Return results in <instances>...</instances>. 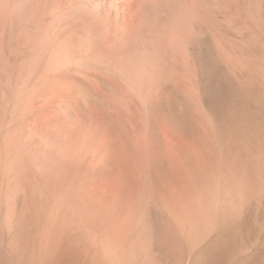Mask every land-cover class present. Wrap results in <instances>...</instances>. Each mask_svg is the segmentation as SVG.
<instances>
[{
	"label": "bare ground",
	"instance_id": "1",
	"mask_svg": "<svg viewBox=\"0 0 264 264\" xmlns=\"http://www.w3.org/2000/svg\"><path fill=\"white\" fill-rule=\"evenodd\" d=\"M3 130L67 222L97 214L115 245L160 204L210 233L194 264H264L240 224L256 205L264 242V0H0Z\"/></svg>",
	"mask_w": 264,
	"mask_h": 264
},
{
	"label": "rangeland",
	"instance_id": "2",
	"mask_svg": "<svg viewBox=\"0 0 264 264\" xmlns=\"http://www.w3.org/2000/svg\"><path fill=\"white\" fill-rule=\"evenodd\" d=\"M5 132L6 130L0 132V264H194V261L197 262L199 260L201 249L206 246L211 238L210 233H206L207 237L205 240L199 243L195 242L192 235L187 230H184L177 221L175 222L176 219L171 210L166 206L160 207V204H151L146 208V210L148 209L146 211V216L148 218H145V221L143 215V220L141 221V218L139 220V224L142 226L138 225L137 221L134 226L137 224L138 227L130 228L124 235L122 234L123 236L115 235L117 237L122 236L123 238L126 233L127 235L129 233L128 236L131 235L129 239L126 235V239L123 240L121 237L118 241H115V245H117V242L120 243L118 246L110 244L111 237H109V235L113 234V231L111 230V232H108V229L105 231L102 226L104 225L107 227L106 223L104 224L102 223L104 222L103 220L97 219L98 215L95 214V210L94 213L92 211L93 215L95 214V216L92 217H96L93 223H90L92 222L91 220L89 222L86 221L84 228L79 226L75 213L72 215L75 219L71 217L70 222H67L68 219H66L67 215L64 209L67 199L63 191L61 192L59 189L61 184L55 182L53 177L49 176V171L43 168L37 169L34 168V166H27L24 168L22 167L21 170V168L17 169L16 166H13L12 163L15 162V160L10 156L8 157L7 154L5 155V152H3L5 141L1 134ZM1 138L3 140L2 142ZM7 157L8 159L11 158V160L9 159L8 161ZM19 160L20 159H16V161ZM32 167L33 169H31ZM16 171L18 172L16 173ZM23 177L26 181L22 179ZM56 186L57 188H54ZM52 187L56 191L52 189ZM30 204L31 206L28 208ZM32 204H34V206ZM90 206H92V204ZM254 206L257 207L256 205ZM254 206L252 204L247 207V213L244 214L240 222L243 231L241 242L243 240L242 244L244 243V245L248 246L249 254H262V256H264V242L258 240L251 230L252 221L257 218V208L254 209ZM31 207H33L34 210ZM148 214L150 216H148ZM72 219L74 221L77 220L75 221L76 223L71 221ZM96 219L98 222L95 221ZM87 223L94 225H88ZM96 225H99V228ZM77 226L79 227L78 229ZM94 226L98 229L103 228L104 231L102 232V229L97 232L96 227L95 230L93 229ZM132 230L135 232L133 233ZM91 231L93 233H91ZM94 231L101 235H97ZM70 232H72V234H70ZM130 232H132V234ZM251 233L253 235H250ZM92 234H94L93 237ZM102 234H104V236ZM115 236L112 238L115 239ZM89 237H92L93 240L92 238L88 239ZM99 237L100 239L97 240L96 238ZM96 240L97 242L99 241L98 246L97 242V244L95 243L96 245L93 242ZM104 243L107 244L103 245ZM100 245L103 248L101 247L100 249ZM92 255L95 256L93 257ZM99 257H102V259H98Z\"/></svg>",
	"mask_w": 264,
	"mask_h": 264
}]
</instances>
